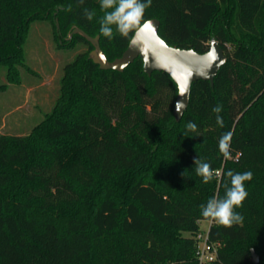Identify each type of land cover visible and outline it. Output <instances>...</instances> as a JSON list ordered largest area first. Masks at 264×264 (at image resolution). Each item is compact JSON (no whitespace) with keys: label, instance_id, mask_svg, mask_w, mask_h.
Here are the masks:
<instances>
[{"label":"trees","instance_id":"trees-1","mask_svg":"<svg viewBox=\"0 0 264 264\" xmlns=\"http://www.w3.org/2000/svg\"><path fill=\"white\" fill-rule=\"evenodd\" d=\"M106 11L101 0H0L7 83L21 81L19 67L32 72L25 44L41 20L53 23L59 46L94 49L80 34L66 40L76 28L100 36L114 61L157 19L169 46L203 54L216 40L227 63L214 87L192 84L179 122L176 83L165 72L148 76L141 58L123 72L101 70L89 52L68 63L51 112L27 135L0 133V264H199L202 221L212 222L210 264H256L251 249L264 264V0H150L135 27L112 25L111 38L100 31ZM229 131L226 160L219 141ZM195 159L214 173L207 184ZM229 170L253 174L235 209L243 222L230 228L201 209L224 197Z\"/></svg>","mask_w":264,"mask_h":264},{"label":"rangeland","instance_id":"rangeland-1","mask_svg":"<svg viewBox=\"0 0 264 264\" xmlns=\"http://www.w3.org/2000/svg\"><path fill=\"white\" fill-rule=\"evenodd\" d=\"M55 38L54 25L49 20L32 24L25 44V61L32 72L19 67V83H7L5 69L0 66V85L8 84L7 89L0 91V133L29 134L54 107L64 67L80 53L93 51L84 43L63 46L60 42L59 46ZM210 225V221L200 223L204 238Z\"/></svg>","mask_w":264,"mask_h":264},{"label":"water","instance_id":"water-1","mask_svg":"<svg viewBox=\"0 0 264 264\" xmlns=\"http://www.w3.org/2000/svg\"><path fill=\"white\" fill-rule=\"evenodd\" d=\"M161 23L157 19L146 21L134 33L127 49L121 57L109 61L100 46V36L91 37L80 28L74 29L70 39L80 34L93 47L90 58L101 70L123 72L136 59L141 58L144 72L151 76L153 72H165L171 76L178 87V96L174 108L177 122L181 121L190 104L192 84L203 80L214 87L215 78L227 63V55L219 42L212 40L210 49L203 54L192 49H180L169 46L159 35ZM254 262L259 263V256L251 249Z\"/></svg>","mask_w":264,"mask_h":264},{"label":"clouds","instance_id":"clouds-1","mask_svg":"<svg viewBox=\"0 0 264 264\" xmlns=\"http://www.w3.org/2000/svg\"><path fill=\"white\" fill-rule=\"evenodd\" d=\"M150 4L143 0H101L102 9H111L106 11L101 21L100 31L106 37L112 36V25H115L121 33H127L135 27L146 7ZM89 20L92 19V13H86ZM216 113V122L220 127L224 126L223 118L219 115L221 107L217 106L213 109ZM187 127L196 131L197 125L189 123ZM232 133L229 131L222 135L219 141V149L223 157L227 160L231 158L230 143ZM196 174L203 178V182L207 184L213 178V171L208 163L199 159L194 160ZM230 178V186H226L223 198L213 197L208 200L206 205H201L202 216L204 218L215 221L224 227H232L234 224L243 222V216L235 211L236 208L242 207L244 200L248 196L245 189V182L251 181L253 174L251 171L244 173H233L229 170L226 174Z\"/></svg>","mask_w":264,"mask_h":264},{"label":"built area","instance_id":"built-area-1","mask_svg":"<svg viewBox=\"0 0 264 264\" xmlns=\"http://www.w3.org/2000/svg\"><path fill=\"white\" fill-rule=\"evenodd\" d=\"M210 223L212 224L211 221ZM216 254H217L216 247L214 245L209 244L208 242V233H207L206 238L199 235L197 237V251H196L199 264L212 263L216 258Z\"/></svg>","mask_w":264,"mask_h":264}]
</instances>
